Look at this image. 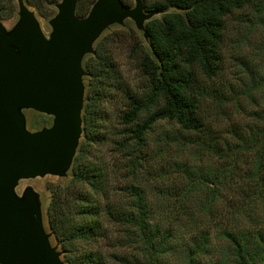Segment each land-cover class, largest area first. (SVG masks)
I'll return each mask as SVG.
<instances>
[{
	"label": "trees",
	"instance_id": "obj_1",
	"mask_svg": "<svg viewBox=\"0 0 264 264\" xmlns=\"http://www.w3.org/2000/svg\"><path fill=\"white\" fill-rule=\"evenodd\" d=\"M24 1L43 17L55 16L60 3ZM96 1L78 0L77 16L86 17ZM120 1L128 7V0ZM144 6L147 13L154 14L145 23L146 34L132 31L128 37L116 38L132 42L129 57L138 59V71L146 80L140 90L129 89L101 41H97L95 54L83 60L90 84L82 111V140L69 176L51 188L46 211L48 227L65 264H160L167 238L156 222L144 184L143 173L149 170L145 166L152 154L146 134L161 121L175 122L194 134L205 130L206 110L217 100H225L224 92L214 84L222 69L228 19L249 9L264 29V0H165ZM16 12V0H0L1 19ZM115 82L123 85L126 109L121 119L129 139L117 144L119 151H125L124 157H104L92 150L96 143L93 134L102 118L100 104L106 89ZM260 85L264 93V78ZM141 115L145 118L140 121ZM260 118L259 137L252 134L251 141L243 142L259 145L258 155L264 158V111ZM216 195V190L209 192V197ZM223 236L232 245L233 264H257L260 254L264 263V234L259 235L262 244L252 250L245 236L228 230ZM198 247L201 250L203 246ZM198 251H191L188 264H200Z\"/></svg>",
	"mask_w": 264,
	"mask_h": 264
},
{
	"label": "rangeland",
	"instance_id": "obj_2",
	"mask_svg": "<svg viewBox=\"0 0 264 264\" xmlns=\"http://www.w3.org/2000/svg\"><path fill=\"white\" fill-rule=\"evenodd\" d=\"M164 1L143 0V3L149 6ZM134 6L135 0H128V7ZM30 9L35 12L43 34L49 38L52 31L49 21L54 16L43 17L33 7ZM252 14L248 9L228 19L222 69L214 84L220 93L224 92L225 100H217L206 110L205 130L194 134L182 130L175 122L161 121L146 134L152 156L145 166L149 170L143 173L144 184L156 222L167 238L160 264H188L189 254L195 249L199 250L196 260L200 264H233L232 245L223 236L224 230L245 236L251 250L262 244L259 235L264 234V158L258 155L259 145L243 142V139L251 141L252 134L259 137L260 117L264 111V93L260 85L264 78V29ZM0 20L10 31L19 16L16 12L11 18ZM123 25L111 26L97 41L108 49V55L129 89L137 92L146 80L138 71V59L129 57L128 48L132 42L125 40L123 43L116 38L128 37L138 30L132 20H126ZM89 84L90 79L85 77L84 99ZM106 90L92 150L104 157L108 154L124 157L125 151H119L117 145L128 137L121 119L126 109L121 93L123 85L115 82ZM207 106L209 104L204 105ZM23 113L31 132L52 124V117L45 114L33 110ZM144 118V115L139 117L140 121ZM208 144L215 145L216 149ZM60 179L48 175L21 180L15 189L19 197L27 188L39 195L47 232H50L46 211L51 188L59 184ZM212 181L215 182L211 184ZM211 190H216L217 195L209 197ZM51 243L58 246L53 236ZM198 244L203 246L201 250L197 249ZM135 254L138 256L140 251L136 250ZM257 264H264L261 254Z\"/></svg>",
	"mask_w": 264,
	"mask_h": 264
},
{
	"label": "water",
	"instance_id": "obj_3",
	"mask_svg": "<svg viewBox=\"0 0 264 264\" xmlns=\"http://www.w3.org/2000/svg\"><path fill=\"white\" fill-rule=\"evenodd\" d=\"M16 3V25L8 31L0 20V264H65L45 229L39 195L27 188L19 197L15 189L21 180L67 177L83 133L84 58L111 26L129 19L145 33L154 14L143 0L133 8L97 0L79 18L78 0H61L46 38L35 12ZM24 110L50 116L52 124L31 132Z\"/></svg>",
	"mask_w": 264,
	"mask_h": 264
}]
</instances>
